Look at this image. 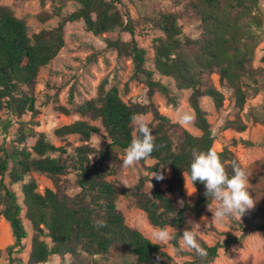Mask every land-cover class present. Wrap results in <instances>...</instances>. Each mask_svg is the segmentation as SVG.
<instances>
[{
  "label": "trees",
  "instance_id": "1",
  "mask_svg": "<svg viewBox=\"0 0 264 264\" xmlns=\"http://www.w3.org/2000/svg\"><path fill=\"white\" fill-rule=\"evenodd\" d=\"M39 2L42 7L50 3L53 8L51 13L39 16L42 22L55 17L60 21L56 27L37 33L31 32L27 21L17 17L13 8L0 3V137L3 138L0 142V218L9 223L14 238V243L6 248V264H24L17 255L25 252L28 239H31V264H53L54 256L61 258V264H67V259L72 261L68 264H100L110 260L116 246L131 253L137 264H177V257L184 259L182 264H213L221 250L239 243L251 233H264V222H256L259 214L246 210L242 215L244 221L237 216L228 218L234 233H225L228 236L225 241L210 245L197 235L206 256L201 257L184 247L180 240L190 215L200 217L214 202L204 195L205 186L199 181L194 184L198 192L194 203L184 192L193 150H214L216 142L202 99L211 98L217 111H221L226 102L222 91L204 84V76L219 75L221 85L232 91L239 112L245 110L251 99L264 94V67L254 66L256 51L264 43V10L260 0L189 1L198 18L196 37L186 34L181 16L175 12H159L146 18L160 33L153 40V67L148 64L147 50L137 39L136 21L123 0ZM70 2L77 8L65 14L63 10ZM172 2L183 6L186 0ZM81 21L95 36L114 32L131 35L129 41L121 37L106 38V49L132 61L131 80L146 86L149 104L126 102L119 87H109V79H105L95 98L75 104L73 109L55 106L62 114L75 112L81 116L80 120L55 131L60 138L77 136L79 146L58 147L40 133L30 148L24 144L28 135L35 134L30 125L39 126L34 120L40 113L35 95L40 73L66 46L67 25ZM261 63L264 64V55ZM157 75L173 80L179 92L191 91L189 103L200 136L191 134L178 123L172 124L171 119L158 110L154 103L156 94L173 106L178 105V96L171 84L164 83ZM70 97L73 104V91ZM134 114H152L153 120L147 125L155 148L150 157L141 160L149 174L141 175L136 187L130 188L110 179L116 171L109 163L120 161V154L125 153L135 138V125L131 122ZM27 115H31V121H22ZM247 118L264 125V108L251 107ZM15 121L19 123L17 136L9 140V129ZM224 129L243 133L248 125L238 118L227 121ZM95 136L105 140V148L95 149L92 144ZM244 143L253 146L251 142ZM261 145L264 146V141ZM216 152L229 176L234 164L244 169L228 148ZM148 159L155 164L145 165ZM168 169L172 174L169 180L166 178ZM156 173L165 178L151 179L150 175ZM33 174L47 177L54 188L41 192ZM72 174L76 177L75 186L67 190L65 180ZM148 182L154 185L152 193L145 191ZM165 184L170 192L179 193L181 204L169 196L163 188ZM122 197L144 211L153 227L174 230L175 239L171 240L174 256L128 225L118 208ZM24 217L31 224V238Z\"/></svg>",
  "mask_w": 264,
  "mask_h": 264
},
{
  "label": "rangeland",
  "instance_id": "2",
  "mask_svg": "<svg viewBox=\"0 0 264 264\" xmlns=\"http://www.w3.org/2000/svg\"><path fill=\"white\" fill-rule=\"evenodd\" d=\"M126 10L131 12L133 19L137 24V39L141 47L145 48L150 59L149 66L153 67L154 48L153 40L159 36V31L153 28L147 19L150 16H155L159 12H175L181 16V24L185 32L189 36L196 37L199 32L197 29V15L188 5L186 0L183 6L175 5L172 0H123ZM3 5L10 6L15 11L17 17L25 19L32 33H37L42 29L54 28L58 25L60 18L55 17L48 22H42L39 18L44 12L51 13L53 10L50 3L46 7H42L39 0H0ZM260 6L264 10V0H260ZM77 8L73 2L68 3L64 8V13L74 12ZM121 37L125 41L131 39L129 33L114 32L103 36H95L88 32L84 23L75 22L69 23L66 27V46L61 50L59 55L52 61L50 65L43 68L36 88L37 108L39 115L34 120L39 122V126H33L35 134L28 135L24 145L32 148L40 133H44L47 140L52 144L60 146L76 147L81 144L77 136H68L60 138L56 135V130L64 125L71 124L81 119V116L75 112L70 115H65L55 109L56 105H63L69 109H73L75 104H80L86 100L93 99L98 94V88L101 82L109 79L112 87L117 85L123 98L126 102L138 103L141 105L149 104L148 89L142 83L131 80L133 76V63L129 59L119 58L117 52L106 49V38ZM264 55V43H262L256 51L255 67H264L261 63V58ZM166 84H171L172 88L178 96V105H169L166 99L160 94L154 97V103L161 114L169 117L172 124L178 123L181 127L189 131L195 136H200L201 132L195 127V113L192 110L189 97L191 91H177L174 81L157 75ZM203 82L207 86H213L217 90L222 91L226 96L224 108L217 111L214 102L209 97L202 99V106L208 112V120L212 125V129L216 136L214 145L215 151H222L225 148L231 150L242 163L249 180L247 190L250 197L253 199L254 206L249 211L257 212L259 217L256 222H264V146L261 142L264 141V125L255 123L254 120L247 118V113L251 107L264 108V94L251 99L245 110L239 112L235 107L233 93L228 88L221 85L219 75L206 74ZM74 93L73 104H71V92ZM58 101V102H56ZM187 112L192 117L191 123L185 125L178 122L176 111ZM6 119V114L3 115ZM146 123L153 120L152 114L143 115ZM241 119L247 123L248 130L243 133H238L234 130H225L224 125L227 121ZM22 121L30 122L31 115L25 116ZM99 124V123H97ZM19 128V123L14 122V125L9 129V140H15ZM136 129V126H135ZM3 138L0 137V142ZM244 142H251L253 146H247ZM92 144L95 149L101 150L105 148L106 142L100 136L93 138ZM125 153L120 154V161L113 166L116 175L110 177L122 182L125 186L136 187L141 175H148V171L144 169L141 161L132 166L124 167L123 159ZM155 161L146 160L145 165L153 166ZM39 184V190L43 192L46 188H54L52 182L45 176L40 174L32 175ZM153 179L154 175H150ZM166 178H172L171 171L168 169ZM76 177L74 174L68 176L65 180V189L69 190L75 186ZM163 188L169 196L177 200L181 204L179 193L170 192L168 185H163ZM18 192L20 189H17ZM154 185L148 182L145 188L147 193H152ZM184 192L187 198L194 203L197 200L198 192L192 186L191 181L185 176ZM216 201L209 207L200 217L190 215L189 221H194L200 225L197 235L205 240L208 244L213 245L218 241H225L227 235L225 233L232 232L231 223L228 218L223 222L213 219L214 211L217 207ZM118 208L124 213L129 226L139 230L147 238L155 243H159L164 247V250L175 255L171 241L158 242L152 238L154 231L159 230L153 227L144 211L136 208L133 202L125 197H122L118 203ZM25 215V213H24ZM240 221H244L243 217L237 216ZM26 228L29 232V237H32L33 231L29 221L24 217ZM191 225L188 223L184 229L190 230ZM182 230V233L183 231ZM167 231L172 236L174 230L170 227ZM239 235V233H236ZM50 243L51 241L47 239ZM14 243L11 227L4 218H0V250L3 251V257L0 258V264L7 263L6 248ZM182 245L186 247L183 242ZM31 252V239L27 241V249L22 254L17 255L24 264H31L29 256ZM184 259L176 258L177 264H182ZM61 258L54 256L53 264H61ZM72 263L67 259V264ZM137 264V259L128 251L116 246L111 252L109 261H102L100 264ZM86 264V262H84ZM213 264H264V233H251L239 243L230 246L229 248L220 251L219 257Z\"/></svg>",
  "mask_w": 264,
  "mask_h": 264
},
{
  "label": "clouds",
  "instance_id": "3",
  "mask_svg": "<svg viewBox=\"0 0 264 264\" xmlns=\"http://www.w3.org/2000/svg\"><path fill=\"white\" fill-rule=\"evenodd\" d=\"M176 117L179 123L185 125L193 120L189 113L181 112L179 109L176 111ZM131 122L136 126V136L125 149L124 167L132 166L150 157L155 148L152 131L143 115L134 114L131 117ZM154 178L163 180L165 177L156 173ZM188 179L193 187L197 181L203 183L206 189L204 195L208 200L211 199L218 202L213 219L219 222L234 216L241 217L246 210L254 206L253 199L247 190L249 180L246 171L234 164L232 175L229 176L225 171L220 156L213 149L199 152L193 150L189 164ZM188 223L191 228L183 231L182 235H180V240L186 247L194 250L196 254L201 257L206 256V251L201 247L197 238L200 225L194 221H188ZM100 226L102 227L103 224L101 223ZM152 238L158 242L175 239L165 228L154 231Z\"/></svg>",
  "mask_w": 264,
  "mask_h": 264
}]
</instances>
